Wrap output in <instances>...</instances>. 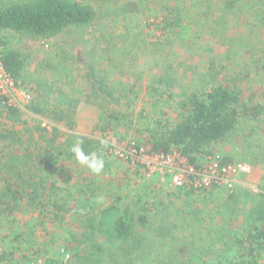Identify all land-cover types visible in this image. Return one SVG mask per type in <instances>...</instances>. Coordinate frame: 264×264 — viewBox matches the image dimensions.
<instances>
[{
  "label": "rangeland",
  "instance_id": "1",
  "mask_svg": "<svg viewBox=\"0 0 264 264\" xmlns=\"http://www.w3.org/2000/svg\"><path fill=\"white\" fill-rule=\"evenodd\" d=\"M35 1L0 0V8ZM75 1L94 10L89 25L44 38L0 32L26 58L30 82L24 87L31 95L29 101L22 98L17 116L0 107V148L7 146L0 154V190L11 162L19 164L29 155L28 166L17 173L26 195L8 200L11 210L0 221V254L8 256L2 264L65 261L64 252L70 254L67 264H93L74 258V253L85 256L87 245L80 240L91 220L100 228L95 244L102 248L95 264H219L222 254L240 264L247 253L237 238L250 212L264 200V119L241 125L211 148V156L198 159L228 157L252 166L250 175L239 178L234 197L225 189L177 190L169 171H135L109 143L116 142L121 150L133 145L151 149L146 130L160 120L175 123L184 93L226 84L233 76L242 79L244 101L264 104V0ZM178 14L190 28L187 39L163 32V20ZM258 58L261 62L254 63ZM167 73L175 80L173 95L159 97L153 87ZM101 82L116 90L118 101L100 90ZM41 100L49 103L43 113L36 109ZM61 110L63 120L57 122L55 114ZM44 124L59 126L61 133L42 137ZM81 137L98 141L97 155L105 161L101 173H92L74 157L62 160L53 172L35 167L36 155L46 149L69 150ZM33 186L43 195L35 206L29 200ZM56 201L63 206L60 212L53 207ZM126 213L135 220L132 238L125 242L113 235L111 226ZM140 214L147 217L145 226L136 220Z\"/></svg>",
  "mask_w": 264,
  "mask_h": 264
},
{
  "label": "trees",
  "instance_id": "2",
  "mask_svg": "<svg viewBox=\"0 0 264 264\" xmlns=\"http://www.w3.org/2000/svg\"><path fill=\"white\" fill-rule=\"evenodd\" d=\"M95 15L94 10L90 6L75 0L18 2L6 8H0V32L4 30H13L21 35L44 38L48 35L61 32L65 28L71 26L89 25L94 20ZM162 29L164 33L170 31L175 37L187 39L190 36V28L187 24H184V20L179 14L172 18H165L163 20ZM8 45L9 41L5 38H0V55L3 58L8 72L18 84L22 86L29 84V78H27L24 71L26 65L25 56H23L20 51ZM261 60L262 58H258V60H254V63H259ZM223 70H228V68H223ZM241 80L240 75L239 77L233 76L229 78L226 84L214 85L208 89L204 88L202 92L184 93V98L179 103L180 113L175 123L160 120L155 123L156 125L152 124L155 126L151 125L146 130L150 134L149 145L151 146V150L163 153H170L177 150L180 151L182 155L189 158L191 162L195 163L199 156L212 155L211 148L216 144L228 140L241 125H256L261 123L264 119V104L259 102L250 104L243 100L244 89ZM36 83L37 86L43 85V83L39 81ZM99 85L100 90L106 96L114 101H118L115 97L116 90L109 88L104 82L99 83ZM157 85H154L153 91L156 90L159 97H164L166 95L172 97V87L175 85V80L172 76H169L167 73L157 82ZM45 87L46 89L48 88L47 86ZM159 87H161V89ZM43 92H45L46 97L50 95L47 90ZM67 100L71 104L78 102L77 99ZM58 103L61 105L63 101ZM48 104L46 100L39 101L37 104L38 108H36L37 111L43 113L48 108ZM4 108L10 116H17L20 113L15 108L3 107V109ZM58 113L59 114H55V119L57 122H61L63 120V110ZM39 131L42 137L44 134L50 132L52 136L61 133L57 125L53 126L51 129L40 127ZM63 134L62 132V135ZM71 136L78 138L77 134ZM4 138H6V136H2V139ZM80 140L83 141L82 147L86 154L91 152L97 153V146L95 145L98 142L97 140L87 137H81ZM51 145L52 142L49 141L47 147ZM6 148L7 146L0 148V154H5ZM29 149L30 148H28V150ZM56 151V153H51L46 149L36 155L35 167L39 170L53 172L62 160L74 157L70 149L64 151L57 148ZM28 157L29 155L26 154L25 160H22L21 163L15 164L14 161H12L9 166L8 177L4 179V188L0 190V221L2 216L11 210L8 200L17 202L26 195L25 187L18 182L20 178L18 174L21 173L19 168L23 169L28 166ZM3 159H5V157ZM222 161L223 163H231L234 162V159L227 157L222 159ZM15 183H17V186ZM41 183L43 184V182ZM84 189L83 186L81 192H84ZM38 191V186H33V190L29 194L31 206H35L37 202L39 204L43 202L37 201L39 198L43 197ZM235 193L236 192H232L231 197L237 194ZM262 196L264 199V194ZM57 202L60 201L53 203V207L60 212L63 210V206ZM134 220L135 217L132 216V214L129 215V213H126L125 215H121L119 219L116 220L115 224L111 226V232L116 238L126 242L132 238ZM136 220L143 226L148 222L147 217L141 214L136 217ZM99 226L102 228L105 227V224L100 223ZM88 228L90 230L84 233L82 240H80L81 244L87 245L85 256L74 253V258H77V260L78 258L79 260H87L95 264L96 254L102 252V248H98L95 244L96 232L100 230V228L97 230L98 225L96 221L92 220L88 224ZM239 235L241 236L237 239L242 245L240 249H245V253H247L242 256H246L247 259H244L240 264H258L260 259H264V200L260 202L258 207L250 212L248 224ZM15 239L19 240L20 234H17ZM7 257L5 253L0 254V264H2ZM248 258H251L252 262H250ZM224 262L234 264L229 257L222 254L219 257L218 263L224 264ZM67 263L68 260L60 261L50 259L47 261V264Z\"/></svg>",
  "mask_w": 264,
  "mask_h": 264
},
{
  "label": "built area",
  "instance_id": "3",
  "mask_svg": "<svg viewBox=\"0 0 264 264\" xmlns=\"http://www.w3.org/2000/svg\"><path fill=\"white\" fill-rule=\"evenodd\" d=\"M22 98L31 100L30 92L10 75L0 55V106L20 109L24 103ZM43 127L51 129L53 125L44 124ZM109 144L111 151L116 152L119 158L126 161L135 171L140 170L148 175L163 170L169 171L171 184L175 189L183 192L214 189L234 192L240 183L239 178L252 173V166L247 162L223 163L219 157H211L205 162H199L198 159L202 157L199 156L193 163L177 150L170 153L154 152L135 145L121 150L116 142Z\"/></svg>",
  "mask_w": 264,
  "mask_h": 264
},
{
  "label": "clouds",
  "instance_id": "4",
  "mask_svg": "<svg viewBox=\"0 0 264 264\" xmlns=\"http://www.w3.org/2000/svg\"><path fill=\"white\" fill-rule=\"evenodd\" d=\"M101 143L107 146V141H101ZM83 141L80 140L75 143L70 151L74 155V159L81 165L86 166L92 173L99 174L104 170L105 161L102 157L98 156L97 153L91 152L86 154L83 150ZM63 252V249H61ZM70 258V254L64 252L63 259L67 261Z\"/></svg>",
  "mask_w": 264,
  "mask_h": 264
}]
</instances>
